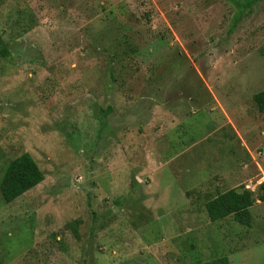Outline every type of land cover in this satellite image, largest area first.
<instances>
[{
	"label": "rangeland",
	"instance_id": "obj_1",
	"mask_svg": "<svg viewBox=\"0 0 264 264\" xmlns=\"http://www.w3.org/2000/svg\"><path fill=\"white\" fill-rule=\"evenodd\" d=\"M234 12L0 0V184L24 151L45 173L0 189L3 264H264V0L231 29ZM231 188L253 192L251 226L209 218Z\"/></svg>",
	"mask_w": 264,
	"mask_h": 264
},
{
	"label": "trees",
	"instance_id": "obj_2",
	"mask_svg": "<svg viewBox=\"0 0 264 264\" xmlns=\"http://www.w3.org/2000/svg\"><path fill=\"white\" fill-rule=\"evenodd\" d=\"M235 6L233 22L231 29H234L238 23L250 12L253 11L259 0H228ZM11 56V49L8 43L0 34V58ZM253 99L258 109L264 111V89L256 92ZM112 110V107L108 109ZM45 179V173L34 159L29 151H24L17 157L10 160L1 180L0 189L3 198L7 202H12L28 190L34 188ZM264 188V182L261 183ZM259 199L264 201V192L259 194ZM255 203L253 192L249 189L238 190L231 188L223 192H219L206 202V209L211 221H218L228 216L243 225H252V212L250 207ZM80 220H74L78 223ZM74 226L76 230V226ZM0 264L3 261L0 259ZM198 264H231L227 255H223L215 260L200 262Z\"/></svg>",
	"mask_w": 264,
	"mask_h": 264
}]
</instances>
